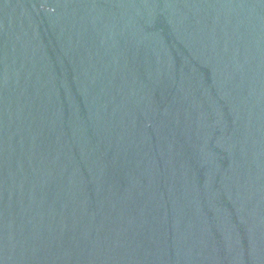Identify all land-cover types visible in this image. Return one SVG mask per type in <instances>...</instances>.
Wrapping results in <instances>:
<instances>
[{
	"label": "water",
	"instance_id": "1",
	"mask_svg": "<svg viewBox=\"0 0 264 264\" xmlns=\"http://www.w3.org/2000/svg\"><path fill=\"white\" fill-rule=\"evenodd\" d=\"M0 264H264V0H0Z\"/></svg>",
	"mask_w": 264,
	"mask_h": 264
}]
</instances>
